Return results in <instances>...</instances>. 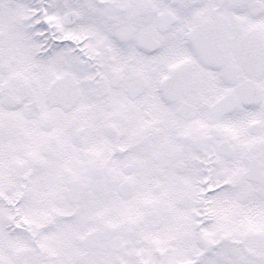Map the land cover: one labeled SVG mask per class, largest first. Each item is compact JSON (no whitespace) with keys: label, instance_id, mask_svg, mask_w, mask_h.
<instances>
[{"label":"snow or ice","instance_id":"obj_1","mask_svg":"<svg viewBox=\"0 0 264 264\" xmlns=\"http://www.w3.org/2000/svg\"><path fill=\"white\" fill-rule=\"evenodd\" d=\"M0 264H264V0H0Z\"/></svg>","mask_w":264,"mask_h":264}]
</instances>
